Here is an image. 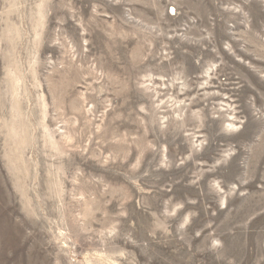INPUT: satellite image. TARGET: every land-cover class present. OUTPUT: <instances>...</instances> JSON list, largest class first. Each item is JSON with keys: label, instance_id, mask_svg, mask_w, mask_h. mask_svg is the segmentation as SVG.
I'll return each instance as SVG.
<instances>
[{"label": "rangeland", "instance_id": "obj_1", "mask_svg": "<svg viewBox=\"0 0 264 264\" xmlns=\"http://www.w3.org/2000/svg\"><path fill=\"white\" fill-rule=\"evenodd\" d=\"M0 264H264V0H0Z\"/></svg>", "mask_w": 264, "mask_h": 264}, {"label": "bare ground", "instance_id": "obj_2", "mask_svg": "<svg viewBox=\"0 0 264 264\" xmlns=\"http://www.w3.org/2000/svg\"><path fill=\"white\" fill-rule=\"evenodd\" d=\"M21 109V108H20Z\"/></svg>", "mask_w": 264, "mask_h": 264}]
</instances>
